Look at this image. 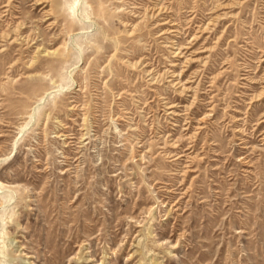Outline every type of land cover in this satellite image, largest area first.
Masks as SVG:
<instances>
[{"label":"rangeland","instance_id":"obj_1","mask_svg":"<svg viewBox=\"0 0 264 264\" xmlns=\"http://www.w3.org/2000/svg\"><path fill=\"white\" fill-rule=\"evenodd\" d=\"M0 264H264V0H0Z\"/></svg>","mask_w":264,"mask_h":264}]
</instances>
